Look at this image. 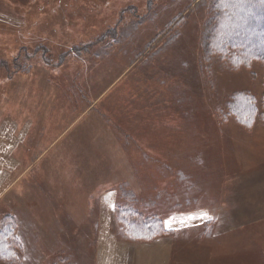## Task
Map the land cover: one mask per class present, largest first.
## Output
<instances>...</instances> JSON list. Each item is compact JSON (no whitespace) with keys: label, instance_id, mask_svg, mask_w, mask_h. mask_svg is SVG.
I'll return each instance as SVG.
<instances>
[{"label":"rangeland","instance_id":"rangeland-1","mask_svg":"<svg viewBox=\"0 0 264 264\" xmlns=\"http://www.w3.org/2000/svg\"><path fill=\"white\" fill-rule=\"evenodd\" d=\"M219 1L0 0V264H264V2Z\"/></svg>","mask_w":264,"mask_h":264},{"label":"trees","instance_id":"trees-1","mask_svg":"<svg viewBox=\"0 0 264 264\" xmlns=\"http://www.w3.org/2000/svg\"><path fill=\"white\" fill-rule=\"evenodd\" d=\"M242 1L243 0H234L233 2H226V0H224L225 5L221 4L220 1H219L218 5L215 6V10L214 11L217 13V15L214 16V21L216 22V20L219 18L220 12H221V16H223L224 11L228 12L229 15L226 14L225 17L227 16L230 21H232V17L233 16L231 14H232V12L234 10L238 11V12L240 11L239 13H243L244 15L247 14L248 12L246 11V9H245V11H243L244 8L241 9V7L238 6L239 4H241ZM262 1L264 2V0H262ZM233 3H234V5H233ZM232 5H233V9H232ZM235 6H236V9H234ZM216 9H218V10H216ZM256 13H257L258 18H256L255 21L252 20V23L250 24L251 31H255L256 32L254 34L253 38H250V39L248 38V40H243L242 39V35H240L238 32H234L232 34L231 39H230V37H228L229 36L228 34H225L224 37L227 39V42H228L226 44V45H228L227 46L228 47V51H229V49H230V51L237 50V52L240 53L239 57H238L240 60L251 61V59H249V58L253 57V58H256V59H258V60H260V61H262L264 63V50H263V48H264V10H261V7L260 8H256ZM214 24H215L214 28L211 27L210 29H208V33H209L208 41L210 40L209 41L210 42L209 45H211V46L213 45V44H211L213 35L215 33H217L219 35L222 33L221 23L219 22L218 25H216V23H214ZM234 25L236 26V25H238V23L237 24L234 23ZM243 29H244V27H243ZM226 45H221V44L220 45H218V44L215 45L214 44L212 50L214 49V51H217V52H224V50H222V49ZM226 50H227V48H226ZM210 55H209V57H211ZM229 56L232 57V55H227V57H229ZM247 56H248V59H245V58H247ZM242 62L243 61H240L237 64H240ZM231 63L234 64V66H235L236 62L234 61L233 58L231 59ZM251 109H252V111L250 113L249 109L245 108L244 111L242 112L243 115L241 117H245V116H248V115L251 116V114L253 116L254 115L253 111L255 110L253 104H252V108ZM252 116L250 118V121H252V119L254 118ZM135 215L137 216V214H135ZM128 224H130L133 228L136 227V228H139L141 230L145 229L146 232L150 234V236H148V234H147L146 236L142 237L143 239L142 238L140 239L138 237V240H140V241L141 240L142 241H148L149 238H153V236L156 234L154 232L155 231L154 229H156V227L160 223H159V221H157V224H151V221L143 220L142 224H141L139 222L134 221V219H132L131 221H128ZM5 233H6L5 231L1 232L0 236L2 234H5ZM9 239H10V241H9ZM7 240L10 242V243L8 242L9 245L7 244ZM2 242H3V244L7 245V251H8L7 253L9 255L5 252L7 255L0 254V256H4V257H8L9 256V258H10V257H12L15 254V257H16L17 256V252H18L17 251L18 242L16 241L14 234L12 233L8 239H5V242L4 241H2ZM8 261L17 262L14 259H9Z\"/></svg>","mask_w":264,"mask_h":264},{"label":"crops","instance_id":"crops-1","mask_svg":"<svg viewBox=\"0 0 264 264\" xmlns=\"http://www.w3.org/2000/svg\"><path fill=\"white\" fill-rule=\"evenodd\" d=\"M17 125V124H16ZM102 195V194H101ZM104 209H102V211H103ZM109 210V209H108Z\"/></svg>","mask_w":264,"mask_h":264},{"label":"snow or ice","instance_id":"snow-or-ice-1","mask_svg":"<svg viewBox=\"0 0 264 264\" xmlns=\"http://www.w3.org/2000/svg\"><path fill=\"white\" fill-rule=\"evenodd\" d=\"M206 215V214H205Z\"/></svg>","mask_w":264,"mask_h":264}]
</instances>
